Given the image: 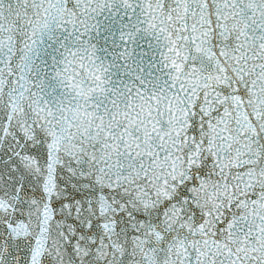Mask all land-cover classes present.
<instances>
[{
  "label": "snow or ice",
  "instance_id": "snow-or-ice-1",
  "mask_svg": "<svg viewBox=\"0 0 264 264\" xmlns=\"http://www.w3.org/2000/svg\"><path fill=\"white\" fill-rule=\"evenodd\" d=\"M0 264H264V0H0Z\"/></svg>",
  "mask_w": 264,
  "mask_h": 264
}]
</instances>
